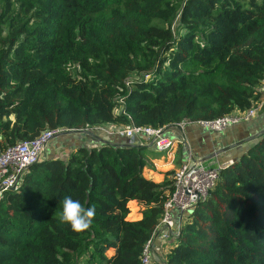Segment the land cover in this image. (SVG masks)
Segmentation results:
<instances>
[{"label":"trees","instance_id":"1","mask_svg":"<svg viewBox=\"0 0 264 264\" xmlns=\"http://www.w3.org/2000/svg\"><path fill=\"white\" fill-rule=\"evenodd\" d=\"M0 26V151L48 128L212 121L263 97L264 0H0ZM146 147L40 157L0 199V264H143L174 174L147 178ZM65 196L94 206L86 231L60 222ZM149 264H264V132Z\"/></svg>","mask_w":264,"mask_h":264},{"label":"built area","instance_id":"2","mask_svg":"<svg viewBox=\"0 0 264 264\" xmlns=\"http://www.w3.org/2000/svg\"><path fill=\"white\" fill-rule=\"evenodd\" d=\"M260 91L263 93L261 101L247 111H236L212 121L198 123L207 129L221 131L253 117L264 100V81L261 83ZM187 122L183 119L174 127L126 126L117 128L114 133L130 139L134 136H142L150 146L154 147L155 151L163 153L170 151L179 141L175 130L182 132ZM92 129L97 130L98 127ZM64 131L61 128H48L33 139L20 141L0 151V199L5 192L17 190L22 186L29 167L39 160L46 144L53 137L65 133ZM221 166L188 159L174 171L173 190L163 203L162 216L152 238L145 243L142 255L143 264L150 262V253L156 236L161 240H166L170 235L177 236L182 216L188 213L197 201L206 198L218 179ZM178 214H180V219H177Z\"/></svg>","mask_w":264,"mask_h":264},{"label":"crops","instance_id":"3","mask_svg":"<svg viewBox=\"0 0 264 264\" xmlns=\"http://www.w3.org/2000/svg\"><path fill=\"white\" fill-rule=\"evenodd\" d=\"M107 126L113 127L112 125ZM98 129H91L90 131L81 133L74 132L67 137L69 139L62 137L64 141H57L54 144H50L49 141L42 152L41 160L53 157H67L81 145L87 147L97 146L99 143L105 141L106 138L116 144L136 141L137 145L147 146L145 151L151 150V146L142 136L126 139L119 134ZM263 132L264 100L260 103V107L253 117L231 125L222 131L209 130L205 127L202 128L199 123L187 122L182 132L175 130V135L179 137V141L168 151L165 161H147L148 165L144 168V175L154 182H160L165 171L170 169L175 171L182 162L188 159L200 160L206 164L215 163L216 166L230 163L245 152ZM155 153L161 154L157 151ZM63 154H66V156H63ZM145 170L147 171L146 173ZM130 204H133L135 208V211L129 214L130 219H139L140 214L138 210L140 205L136 201H130L128 203L129 207ZM177 219H180V214L177 215ZM174 238V235H170L166 240H161L159 237L154 240L151 251L152 262L164 260L166 251Z\"/></svg>","mask_w":264,"mask_h":264},{"label":"clouds","instance_id":"4","mask_svg":"<svg viewBox=\"0 0 264 264\" xmlns=\"http://www.w3.org/2000/svg\"><path fill=\"white\" fill-rule=\"evenodd\" d=\"M96 215L94 206L85 208L79 201L65 196L62 200L60 222L70 225L74 232L81 233L90 228Z\"/></svg>","mask_w":264,"mask_h":264},{"label":"rangeland","instance_id":"5","mask_svg":"<svg viewBox=\"0 0 264 264\" xmlns=\"http://www.w3.org/2000/svg\"><path fill=\"white\" fill-rule=\"evenodd\" d=\"M4 33H5L4 28H3L2 26H0V37L3 36ZM201 127H202V126H201ZM202 128H203V127H202ZM99 129H100V130H105L106 132L114 133L115 130H116L117 128H116V127H115V128H114V127H109V126H101ZM225 129H226V128H225ZM225 129H223V130H225ZM221 131H222V130H221ZM68 136H69V135H66V134L57 135V136L53 137V138L50 140V144H52V143L54 144V143H56L57 141H64V139H62V137L65 138V139H69V138H67ZM106 140L109 141L107 138H106ZM141 154H142V157H143L146 161H148V162H151V161H153V160H158L159 162H163V161H165L168 152H163V153H161V154H158V153L156 154L155 151H154V147L151 146V150L148 149V152H147V151H144V152H142ZM57 156H61V155H57ZM63 156H66V154H63ZM64 158H66V157H64ZM213 164H215V163H213ZM146 167H147V166H146ZM146 172H147V171L145 170V173H146ZM154 172H155V170H154ZM130 209H131V212H134V211H135V208L133 207V204H130ZM130 218H131V217H130V215H129V216H128V219H130Z\"/></svg>","mask_w":264,"mask_h":264},{"label":"water","instance_id":"6","mask_svg":"<svg viewBox=\"0 0 264 264\" xmlns=\"http://www.w3.org/2000/svg\"><path fill=\"white\" fill-rule=\"evenodd\" d=\"M133 144H135V145H137V142L135 141V142H132Z\"/></svg>","mask_w":264,"mask_h":264}]
</instances>
